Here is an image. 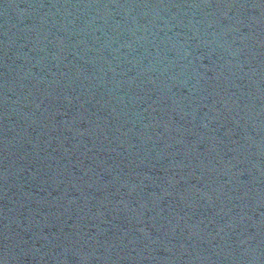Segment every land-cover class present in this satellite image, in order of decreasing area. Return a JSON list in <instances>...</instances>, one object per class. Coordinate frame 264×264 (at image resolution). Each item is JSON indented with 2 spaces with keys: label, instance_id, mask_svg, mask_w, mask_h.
Instances as JSON below:
<instances>
[{
  "label": "water",
  "instance_id": "1",
  "mask_svg": "<svg viewBox=\"0 0 264 264\" xmlns=\"http://www.w3.org/2000/svg\"><path fill=\"white\" fill-rule=\"evenodd\" d=\"M0 264H264V0H0Z\"/></svg>",
  "mask_w": 264,
  "mask_h": 264
}]
</instances>
